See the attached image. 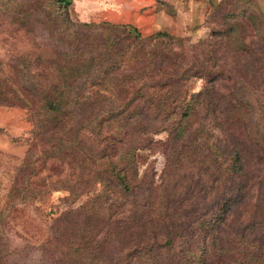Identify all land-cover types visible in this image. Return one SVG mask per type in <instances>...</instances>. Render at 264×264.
Wrapping results in <instances>:
<instances>
[{
	"label": "trees",
	"instance_id": "1",
	"mask_svg": "<svg viewBox=\"0 0 264 264\" xmlns=\"http://www.w3.org/2000/svg\"><path fill=\"white\" fill-rule=\"evenodd\" d=\"M10 2L0 0V12ZM72 4L35 2L54 49L22 54L8 72L0 64V104L26 108L33 124L5 202L52 190L73 203L88 195L72 208L74 226L56 233L70 264H220L227 255L264 264V129L237 133L250 113L241 101L231 109L225 63L213 48L202 49L210 63L191 58L167 30L143 35L127 23L79 21ZM14 10L21 25L33 15ZM223 13L213 39L232 42L264 70L263 12ZM197 76L206 84L190 91ZM157 153L166 160L160 181Z\"/></svg>",
	"mask_w": 264,
	"mask_h": 264
},
{
	"label": "rangeland",
	"instance_id": "2",
	"mask_svg": "<svg viewBox=\"0 0 264 264\" xmlns=\"http://www.w3.org/2000/svg\"><path fill=\"white\" fill-rule=\"evenodd\" d=\"M37 1L41 0H11L6 6V15L3 13L5 8L1 9L0 64H4L7 72V64L14 63L22 54L39 52L41 47L48 48V51L54 49L50 48L55 45L52 44L54 36L47 31L45 22L40 20L44 16L36 15L32 10ZM20 6L22 10L24 7L25 11H29V8L33 11L26 25L13 21L10 16L16 13L14 8L18 10ZM227 10L241 11L243 14L263 12L264 15V0H73L71 5L73 18L82 22L127 23L137 27L143 35L167 30L184 39L182 50L191 58L205 57L203 59L210 63L202 49L208 48V51L213 48L220 57L219 61L225 63L227 73L233 75L231 80L225 81L224 86L231 97V101H228L231 109L237 108L241 101L243 113H250L248 123L241 124L236 130L237 133L244 132V137L245 129H249L251 134L258 127L264 129V70L260 69L253 55L232 50V42L213 39V29L221 27V16ZM250 27V24H246L245 28ZM205 84L204 78L193 77L189 82L190 91H198ZM0 127L4 129L0 132V264H70V259L62 256L63 247L55 238L56 233L59 234L60 226H74L76 221L70 222L72 208L88 200L89 196L83 195L73 203L74 199L67 196L66 191L52 190L34 202L16 203L10 207L4 196L16 184V178L22 172L21 159L30 145L33 124L26 108L0 104ZM165 136V133L156 135L161 139H165ZM243 145L250 147L252 140L241 143ZM151 159H157L155 172L157 181H160L165 175V156L157 153ZM45 187L54 189L49 184ZM83 220L84 217H80L78 225ZM115 245H108L107 250L116 251ZM226 259L227 262L220 264H240L242 257L227 255ZM212 261V264H217L215 260Z\"/></svg>",
	"mask_w": 264,
	"mask_h": 264
}]
</instances>
